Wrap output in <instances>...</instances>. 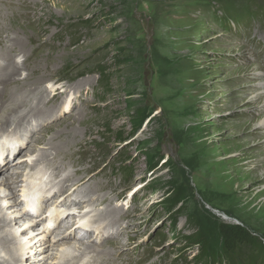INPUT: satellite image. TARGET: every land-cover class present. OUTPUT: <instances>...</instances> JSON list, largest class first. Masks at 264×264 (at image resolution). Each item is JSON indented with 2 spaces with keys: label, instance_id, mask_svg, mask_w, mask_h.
I'll return each instance as SVG.
<instances>
[{
  "label": "rangeland",
  "instance_id": "obj_1",
  "mask_svg": "<svg viewBox=\"0 0 264 264\" xmlns=\"http://www.w3.org/2000/svg\"><path fill=\"white\" fill-rule=\"evenodd\" d=\"M23 1L34 5L31 17L8 30L0 20V75L14 59L20 64L17 95L1 114L23 105L0 125V140L13 137L3 144L23 147L8 153L19 176L14 189L8 167L0 171V207L24 173L40 168L65 180L63 195L78 187L71 199L83 201L90 222L108 232L122 225L98 242L41 236L40 223L26 229L13 221L1 229L11 243L0 258L203 264L194 259L199 247L186 242L195 220L213 232L216 250L222 221L264 240V0H0L11 8L2 11L13 18ZM177 187L180 213L170 209L169 189Z\"/></svg>",
  "mask_w": 264,
  "mask_h": 264
},
{
  "label": "bare ground",
  "instance_id": "obj_2",
  "mask_svg": "<svg viewBox=\"0 0 264 264\" xmlns=\"http://www.w3.org/2000/svg\"><path fill=\"white\" fill-rule=\"evenodd\" d=\"M18 1V0H17ZM44 1V0H43ZM33 6L34 5H30L29 3H28V1H23L22 3H21V5H20V7L19 8H23V11H21V13L19 14V15H16L15 16V13H14V16H13V18H9V14L7 13H4V11H2L3 9H8V11L11 9L7 4L5 5V6H3V5H1L0 4V20L1 19H3V20H5L6 22H7V26L6 27H4V28H6L7 30L9 29L8 27L11 25V26H14V25H16V24H20L26 17H31V11L33 10ZM37 6V5H36ZM12 8H14V7H12ZM18 8V9H19ZM14 10V9H13ZM18 12V11H17ZM13 13V12H12ZM37 15V14H36ZM33 17H34V15H33ZM37 18V17H36ZM40 17H38V19H39ZM37 20V19H36ZM38 21V20H37ZM10 24V25H9ZM29 24H30V26L31 27H33V26H36L37 24H35V21H34V19L32 20L31 19V21H29ZM10 26V27H11ZM20 27V26H19ZM2 35V34H1ZM16 39V40H15ZM13 38V40L14 41H12L11 40V37H8L7 38V41L8 42H10V41H12V42H15V41H17V42H15V43H18L19 45H20V43L19 42H22V40L21 39H17V38ZM1 43H3L2 41H0ZM5 43V42H4ZM0 45H2V44H0ZM23 44H21L20 45V47L22 46ZM5 46V45H4ZM14 46V45H13ZM9 47V46H8ZM11 50V48L9 47V48H6V51H7V53H8V50ZM27 50H26V48H25V46H23L22 48H19L17 51H15L13 54L15 55V57L17 56V55H20V54H22V53H24V52H26ZM10 52V51H9ZM3 54H6V52H4V53H2L1 52V54H0V57H3L2 55ZM5 56V55H4ZM1 59V58H0ZM25 63H26V61L25 62H23L22 64L23 65H25ZM21 64V65H22ZM4 66V65H3ZM1 67L2 66H0V69H1ZM3 70H5L4 71V74H2V75H0V86L2 87H0L1 89H0V115L1 116H3V117H5V119H4V123H2L1 122V126L3 125V126H5L6 127V125L7 124H9L8 122L10 121V118L11 117H13L12 116V114L13 113H15V112H18L19 110H21L22 108H23V105H18V106H15V107H12V108H10V110L8 111V113L6 114V116H4L3 114H1L2 113V111H3V109L4 108H7V106L9 105V104H11L12 102H13V97L14 96H16L17 95V87L15 86V83H16V75L18 74V72L20 71V64H19V62L17 61V60H13L12 61V64H9L8 66H6V67H4V69ZM36 70V69H35ZM33 73V74H32ZM30 74H32V75H35L34 74V70H33V72L32 71H30ZM31 77V76H30ZM28 78H29V76H28ZM40 80V79H39ZM40 81H42V80H40ZM25 86V85H24ZM263 90H264V84L262 85V87H261ZM59 92V91H58ZM60 93V92H59ZM59 95H62V94H59ZM8 104V105H7ZM7 105V106H6ZM28 105V104H27ZM5 106V107H4ZM25 107H28V106H25ZM51 107L50 106H48V107H46L45 106V110L47 111V110H49ZM40 110H44V108H39ZM68 109V108H67ZM53 110V109H52ZM51 110V111H52ZM42 112V111H41ZM26 116H28V114H25V117ZM1 118V117H0ZM21 118V119H20ZM19 121H18V123H17V127H18V125L21 123L20 121L22 120V116L20 115L19 116ZM2 119H0V121H1ZM39 120V119H38ZM41 120V119H40ZM263 123H264V121H263ZM262 123V124H263ZM2 126V127H3ZM51 129V128H50ZM48 130H49V128H48ZM14 133L15 134H17V133H19V132H15L14 131ZM13 133V134H14ZM11 135V134H10ZM1 138V137H0ZM13 137H7V138H5V139H3V140H0L1 142H0V171H3L5 168H7L8 167V175L10 174V177H7L6 178V180H7V185H8V187H10V188H12L13 186H14V184L16 183V180H18V177L16 178V179H14L13 178V176H12V171H10L9 170V164L12 162L11 161V159L9 158V155H8V153L10 154V156H12L13 154H14V152L15 151H20V152H22L23 151V147H19V148H17L19 145L17 144L16 146H14L13 145V143L11 142V144H10V146H7V144H3V141H8V139H12ZM15 138V137H14ZM20 138V137H19ZM21 141V144H23L22 143V141H24L23 139H21L20 140ZM39 141V140H38ZM19 167V166H18ZM15 168V167H14ZM59 168V167H58ZM58 168H56L57 170H59ZM11 172V173H10ZM54 172V171H53ZM52 171H51V174L52 175H55L54 173H53ZM7 173V172H6ZM19 173V172H18ZM20 174V173H19ZM6 175V174H5ZM56 176V175H55ZM86 176V175H85ZM91 176V175H90ZM58 178V177H57ZM90 178V177H89ZM89 178H86V177H84L83 176V178L81 179L80 178V182H84L85 180H87V179H89ZM64 181L65 180H61V186H63V185H65L64 184ZM54 186L57 188L58 187V182L57 183H55L54 182ZM28 186H26V188H25V191L26 192H28V191H31V192H34L35 190H36V185H35V183H33V184H31V183H29V184H27ZM18 187H19V185H18ZM17 187V188H18ZM12 189H14V188H12ZM78 189V187L75 189V190H77ZM62 189L61 188H58V192L59 191H61ZM73 191V192H67L66 194H65V197H64V199H61V200H59L60 202H61V205H64L65 203H68L69 202V200L68 199H70L71 197H72V195H73V193H75L76 191ZM93 191V190H92ZM57 192V191H56ZM15 194H16V191L15 190H10V191H8V192H6V195L5 196H7L6 198H11V197H14L15 196ZM85 195V194H84ZM57 198H61L60 196H56V198H54V199H57ZM4 200V202H5V200H7V199H3ZM82 203H83V201L81 202V201H76L75 199H73L72 201H71V205H74V206H77V208H80L81 207V205H82ZM15 204V203H14ZM2 207V206H1ZM0 207V208H1ZM12 207H14V205H12ZM2 209H3V207H2ZM2 210L0 209V212H1ZM4 211V210H3ZM2 211V212H3ZM13 211V210H12ZM49 213L51 214L50 216H49V220L50 221H54L53 223H56V221L57 220H60V218H61V216L59 215V213H60V211H59V209H56V210H52V211H49ZM53 213V214H52ZM15 215H17V214H14V213H12V215H11V220L9 221V220H4V219H2L1 217H0V250L1 249H4L6 246H7V244H9V243H11V239H9L6 235H2V231H1V229H3L4 227H8V226H12V223H13V221H15V222H17L19 219H21L22 218V216L21 215H18V216H15ZM88 216V215H87ZM13 218V219H12ZM43 218V217H42ZM66 219H68V216H66V217H64L63 219H62V221L61 222H63V221H65ZM73 219V218H72ZM32 221H34V220H32ZM8 222H10V223H8ZM1 223H3L4 225H1ZM86 223L87 224H91L89 221H88V219H86ZM87 224H84V225H86L87 226ZM103 224V223H102ZM122 225V224H121ZM121 225L120 224H118V227H119V229H118V227L116 226V225H114V228H113V230H111L110 231V235L112 236L113 234H116L117 232H119L121 229H120V227H121ZM69 225H67V226H65L64 227V231H65V233L66 232H69L72 228H73V226L72 225H70L69 226V228H68V230L66 231V228L68 227ZM33 227H34V225H31L29 228L30 229H33ZM42 227H44V225H42ZM29 228H27L26 227V229H29ZM19 232H20V230H19ZM52 232V231H51ZM51 232H49V233H51ZM88 232V231H87ZM17 233V232H16ZM46 235V233L44 232V233H42L41 234V236L43 235V236H45ZM62 235L64 234V232H62L61 233ZM118 234V233H117ZM9 235V234H8ZM72 233H70L69 235H67V236H62V237H60V238H72ZM109 235V236H110ZM110 236V237H111ZM115 236V235H114ZM47 237H49V236H47ZM14 239V238H13ZM15 239H16V237H15ZM57 240H59V238L57 239ZM56 240V241H57ZM31 242V241H30ZM12 243H15V242H13L12 241ZM24 244H25V242H24ZM66 244V243H65ZM31 247V246H30ZM29 247V248H30ZM26 248L27 247H25V250L23 251V248H21L20 250H22V254L23 255H25L26 253H27V251H26ZM90 248L92 249V250H99V249H97V248H99V247H94V246H90ZM29 250V249H28ZM98 252V251H97ZM11 256V255H10ZM15 256V255H14ZM29 256V255H28ZM17 257V256H16ZM11 258H13V256L11 257ZM43 258V257H42ZM45 258V257H44ZM1 260H0V264H14L13 263V261L10 259V258H5V257H3V258H0ZM19 261L21 260V259H18ZM15 261H16V259H15ZM38 261H41V260H38ZM37 261H34V262H32V264H35ZM42 262V261H41ZM20 263V262H19ZM16 264V263H15Z\"/></svg>",
  "mask_w": 264,
  "mask_h": 264
},
{
  "label": "trees",
  "instance_id": "obj_3",
  "mask_svg": "<svg viewBox=\"0 0 264 264\" xmlns=\"http://www.w3.org/2000/svg\"><path fill=\"white\" fill-rule=\"evenodd\" d=\"M101 72L103 77L107 76L105 69ZM117 138L120 141L126 139L123 133L118 134ZM169 193L172 202L170 209L175 213L182 212L184 209L182 189L171 188ZM197 222L198 220H195L194 231L186 239L187 243L199 247L194 259L203 264H264V240L247 225L228 221L218 222L215 231L220 236L221 248L216 250L209 240L213 232Z\"/></svg>",
  "mask_w": 264,
  "mask_h": 264
},
{
  "label": "water",
  "instance_id": "obj_4",
  "mask_svg": "<svg viewBox=\"0 0 264 264\" xmlns=\"http://www.w3.org/2000/svg\"><path fill=\"white\" fill-rule=\"evenodd\" d=\"M226 217V216H225ZM227 218V217H226Z\"/></svg>",
  "mask_w": 264,
  "mask_h": 264
}]
</instances>
